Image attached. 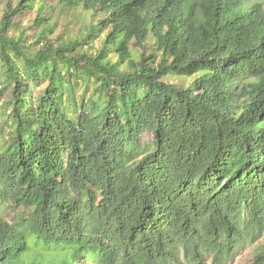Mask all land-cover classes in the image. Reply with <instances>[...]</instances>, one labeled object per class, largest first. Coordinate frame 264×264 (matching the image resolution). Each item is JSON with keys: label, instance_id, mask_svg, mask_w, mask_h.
<instances>
[{"label": "trees", "instance_id": "obj_1", "mask_svg": "<svg viewBox=\"0 0 264 264\" xmlns=\"http://www.w3.org/2000/svg\"><path fill=\"white\" fill-rule=\"evenodd\" d=\"M247 246L264 264V1L0 0V264Z\"/></svg>", "mask_w": 264, "mask_h": 264}, {"label": "rangeland", "instance_id": "obj_2", "mask_svg": "<svg viewBox=\"0 0 264 264\" xmlns=\"http://www.w3.org/2000/svg\"><path fill=\"white\" fill-rule=\"evenodd\" d=\"M262 1H264V0H246V2L248 4L254 3V2H262ZM68 21H70V19H68ZM74 22H77V21H73L72 23H70V26H69L70 30H73V31L75 30V28H74L75 23ZM78 24L80 25V23H78ZM167 81L172 82V83L177 82V80L172 78V77L167 78ZM149 138H150L149 134L144 135L145 140H148ZM254 251H255V248L253 246L245 247V249H243L240 252L239 256L230 264H249L250 261L252 260ZM206 262H207V260H206ZM207 263L210 264L209 262H207Z\"/></svg>", "mask_w": 264, "mask_h": 264}]
</instances>
